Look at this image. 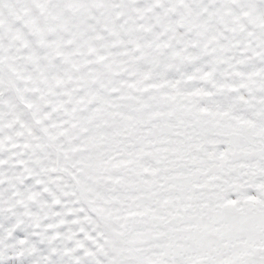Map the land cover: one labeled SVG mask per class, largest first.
<instances>
[{
    "label": "snow or ice",
    "instance_id": "obj_1",
    "mask_svg": "<svg viewBox=\"0 0 264 264\" xmlns=\"http://www.w3.org/2000/svg\"><path fill=\"white\" fill-rule=\"evenodd\" d=\"M0 264H264V0H0Z\"/></svg>",
    "mask_w": 264,
    "mask_h": 264
}]
</instances>
